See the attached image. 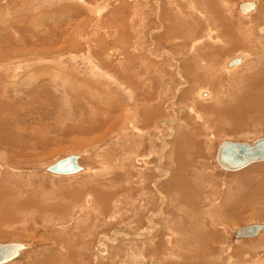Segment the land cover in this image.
<instances>
[{"label": "rangeland", "instance_id": "rangeland-1", "mask_svg": "<svg viewBox=\"0 0 264 264\" xmlns=\"http://www.w3.org/2000/svg\"><path fill=\"white\" fill-rule=\"evenodd\" d=\"M256 13L264 0H0V244L27 245L6 264H264V228L235 237L264 226V163L215 160L264 137ZM70 155L82 172H46Z\"/></svg>", "mask_w": 264, "mask_h": 264}, {"label": "water", "instance_id": "water-1", "mask_svg": "<svg viewBox=\"0 0 264 264\" xmlns=\"http://www.w3.org/2000/svg\"><path fill=\"white\" fill-rule=\"evenodd\" d=\"M238 60H234L236 63ZM219 168L229 172L239 171L251 164L264 162V137L251 143L223 141L220 143L216 157ZM47 172L61 176L72 175L81 170L77 164V157L70 155L61 158L48 166ZM264 228L254 224L236 230L235 237L240 239L253 238ZM20 243L0 244V264H6L18 257L24 250Z\"/></svg>", "mask_w": 264, "mask_h": 264}, {"label": "bare ground", "instance_id": "bare-ground-1", "mask_svg": "<svg viewBox=\"0 0 264 264\" xmlns=\"http://www.w3.org/2000/svg\"><path fill=\"white\" fill-rule=\"evenodd\" d=\"M225 4V3H224ZM210 5V4H209ZM189 6H190V4H189ZM211 6V5H210ZM212 6H214V5H212ZM211 6V7H212ZM226 6V5H225ZM224 6V7H225ZM228 7V6H227ZM256 7H257V4L255 3V2H253V1H245V2H241L239 5H238V10H239V12L242 14V15H246V16H249L250 15V13H252L254 10L256 11ZM189 8V7H188ZM216 8V7H215ZM226 8V7H225ZM190 9V8H189ZM216 11V10H215ZM199 14H201V13H199ZM186 15V14H185ZM197 16V15H196ZM201 16H204L203 14L201 15ZM256 16V17H255ZM253 18H252V21L251 22H254V23H256V22H258L259 20H260V18H261V21H262V19L264 18V15H262V14H260V13H256V15H255ZM220 18V17H219ZM218 18V19H219ZM258 20V21H257ZM215 21H217V19L215 20ZM219 21V20H218ZM219 22H221V21H219ZM260 22V21H259ZM248 28V27H247ZM250 28V27H249ZM249 28H248V31H249ZM261 29V28H260ZM247 30V29H246ZM262 30H264V28L262 29ZM248 31H246V32H248ZM264 32V31H263ZM222 33V32H221ZM245 33V32H244ZM249 34H250V31H249ZM248 34V35H249ZM211 36H210V39H212V42L213 43H217V41H218V39H219V35L216 37L215 35V33H212V34H210ZM224 36V35H223ZM230 38V37H229ZM228 37H226V39L227 40H229L230 41V39H229ZM248 39V38H247ZM200 40H202V39H200ZM20 42V41H19ZM201 42V41H200ZM230 43H236V42H230ZM239 43V42H238ZM26 54V53H25ZM24 55V54H23ZM27 55V54H26ZM6 57H7V55H6ZM26 58V57H25ZM244 59H245V57L244 56H239V57H236V58H234V59H231V60H229L227 63H225V65H224V68L225 69H227V70H230V71H232V70H234L236 67H238L239 65H241L242 64V62L244 61ZM13 60V59H12ZM234 60H238L236 63L234 62ZM21 61V60H20ZM88 62V61H87ZM197 75V74H196ZM192 80V79H191ZM193 81H194V79H193ZM198 82V81H197ZM243 82H244V84H243V90L241 91V93L238 95V98H240V97H243L244 95H245V93H246V90H247V94H246V96L247 95H249V93H251L248 89H246L245 87H246V84H245V81H244V79H243ZM189 84V83H188ZM209 84H210V82H209ZM212 84V83H211ZM191 86V85H190ZM215 87V86H214ZM212 89V88H211ZM262 94H264V89H263V91H262ZM227 95V94H226ZM206 101V100H205ZM209 101H211V100H209ZM207 102V101H206ZM203 103H204V101H203ZM254 103H259V100L257 99H254V101H253V104ZM203 107V106H202ZM212 109V108H211ZM254 112H256V109H254ZM220 145V144H219ZM219 145H218V147H219ZM218 147H217V150H218ZM6 148V147H5ZM216 153H217V151H216ZM10 156V155H9ZM76 157H77V164L79 165V159H80V156H78V155H75ZM67 157V156H66ZM215 157H216V155H215ZM10 161V160H9ZM29 161V160H28ZM264 163V162H263ZM218 165V164H217ZM80 166V165H79ZM48 168V167H47ZM47 168H45V170L47 169ZM221 169V168H220ZM222 170V169H221ZM83 171V168L81 167V170L79 171V172H77V173H75V174H72V175H66V176H73V175H76V174H78V173H80V172H82ZM222 171H224V172H229V171H225V170H222ZM46 172H47V170H46ZM47 173H49V172H47ZM49 174H51V175H56V176H61V175H57V174H52V173H49ZM24 214V213H23ZM151 222V221H150ZM2 225V224H1ZM186 228V227H185ZM151 229V228H150ZM161 229V228H160ZM186 230V229H185ZM146 231V230H145ZM153 231V230H152ZM171 231V230H170ZM143 242V241H142ZM112 243V242H111ZM20 244H23V243H20ZM80 244V243H79ZM113 244V243H112ZM24 245V250L27 248V245L26 244H23ZM88 246V245H87ZM102 246V245H101ZM104 246V245H103ZM102 250L105 252L106 250H107V248L106 247H102V248H99L98 249V251H99V254H98V256H100V254H101V252H102ZM22 252V251H21ZM20 252V253H21ZM70 252V251H69ZM19 253V254H20ZM102 255V254H101ZM19 256V255H18ZM108 257V256H107ZM16 259V258H15ZM14 259V260H15ZM13 261V260H12ZM12 261H10V262H12ZM70 261V260H69Z\"/></svg>", "mask_w": 264, "mask_h": 264}]
</instances>
